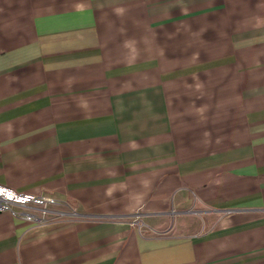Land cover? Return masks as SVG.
I'll return each mask as SVG.
<instances>
[{"label":"crops","instance_id":"crops-1","mask_svg":"<svg viewBox=\"0 0 264 264\" xmlns=\"http://www.w3.org/2000/svg\"><path fill=\"white\" fill-rule=\"evenodd\" d=\"M0 185L125 216L0 264H264V0H0Z\"/></svg>","mask_w":264,"mask_h":264},{"label":"built area","instance_id":"built-area-1","mask_svg":"<svg viewBox=\"0 0 264 264\" xmlns=\"http://www.w3.org/2000/svg\"><path fill=\"white\" fill-rule=\"evenodd\" d=\"M0 212H8L30 227L59 226L78 221L100 222L125 219V216H99L81 213L66 201L53 196L18 192L1 185ZM135 215L138 218L139 214Z\"/></svg>","mask_w":264,"mask_h":264}]
</instances>
